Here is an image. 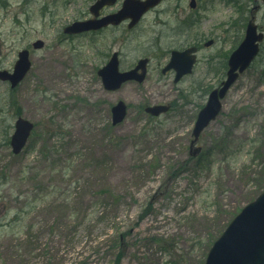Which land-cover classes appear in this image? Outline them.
Instances as JSON below:
<instances>
[{
  "label": "rangeland",
  "instance_id": "1",
  "mask_svg": "<svg viewBox=\"0 0 264 264\" xmlns=\"http://www.w3.org/2000/svg\"><path fill=\"white\" fill-rule=\"evenodd\" d=\"M197 1L190 9L189 0H166L141 31L119 34L114 46L109 33L96 36L92 48L91 38L62 33L89 0H0V67L11 69L18 50L44 41L30 49L32 66L11 106L10 87L0 82V264H114L118 254L119 264H204L230 220L261 193L260 68L227 92L196 143L202 152H188L204 90L217 82L218 57L232 49L240 16L239 0ZM193 13L198 24L187 31L214 44L199 50L191 77L176 85L151 68L141 84L103 90L94 70L100 54L155 56L174 46L163 21ZM255 20L264 28L263 5ZM117 100L128 114L112 126L109 109ZM152 104L177 109L153 118L140 110ZM17 106L36 127L15 156L8 144ZM51 126L62 128L63 140L47 134Z\"/></svg>",
  "mask_w": 264,
  "mask_h": 264
},
{
  "label": "water",
  "instance_id": "2",
  "mask_svg": "<svg viewBox=\"0 0 264 264\" xmlns=\"http://www.w3.org/2000/svg\"><path fill=\"white\" fill-rule=\"evenodd\" d=\"M115 0H99L92 7L93 11L98 10L103 5H112ZM159 0H125L124 5L117 13L104 17L102 20L92 19V21H81L73 23L70 27L66 28L65 32H82L92 28L101 27L107 23H118L125 18H130V26L143 15L145 10L149 7L156 5ZM262 2L264 0H261ZM246 35L240 46L233 52L228 60L229 70L227 72V79L222 83L220 89H214L209 94V99L197 116V121L193 129V142L198 138L200 133L204 130L210 121L215 120V116L221 110L220 100L223 99L227 89L238 77L236 70L242 72L255 57L257 53V40H260L261 35L257 34L256 26L250 22L246 28ZM43 42L41 40L33 43V48L40 49ZM185 51L177 54L176 57L185 56ZM29 52L23 50L18 54V60L14 66L13 72L0 70V80L7 81L11 87L16 86L19 81L25 76L30 68L28 61ZM143 64V62H140ZM192 58L190 63L186 66L180 65L177 69L178 74L189 72ZM98 75L101 77L105 89L116 90L120 85L127 80H143L142 75H136V71L127 73H119L117 69V60L113 58L105 68L99 71ZM149 114L158 116L161 112L168 111L164 105L150 106L145 109ZM113 113L112 123L118 124L126 116L125 105L123 102H118L116 106L111 109ZM15 131L11 135L10 147L13 153L17 154L22 150L28 136L33 128L32 124L27 120L21 118L15 122ZM199 151V148H196ZM204 264H264V189L261 194L252 200L249 204L244 206L238 215H236L228 224L227 228L220 234L210 247Z\"/></svg>",
  "mask_w": 264,
  "mask_h": 264
},
{
  "label": "flooded vegetation",
  "instance_id": "3",
  "mask_svg": "<svg viewBox=\"0 0 264 264\" xmlns=\"http://www.w3.org/2000/svg\"><path fill=\"white\" fill-rule=\"evenodd\" d=\"M196 4L198 3L197 0ZM239 9H240V16H236L235 17V24H237L236 29L233 30L234 32V36L232 39L233 42V47L232 49L236 48L242 41V39L244 38V34H245V28L248 25V23L251 21V19L253 18V20H255L257 13L260 10V7L257 8V4L258 1L256 0H239ZM248 1V3H247ZM93 0H89V7L86 8V10H82L81 13L79 14L80 17H78L77 19L72 20L73 21H81V20H89L92 19L93 16L90 15V9H91V4L93 3ZM83 2L80 3V5ZM166 3V0H162L161 3L159 5L156 6V8H153L151 10H149L146 14L150 15V14H156L157 12H159L160 7ZM121 0L116 1V3H114L113 6H103L102 9L99 10L98 12V16L99 18H103L105 16H108L110 14H113V12H116L118 9H120L121 7ZM248 8V6H250ZM261 6V5H260ZM264 6V5H263ZM176 8V11L178 12L179 7H178V3L175 4V6L173 7V12ZM190 8V7H189ZM195 9V8H194ZM169 11V10H168ZM181 11V9L179 10ZM176 12V13H177ZM175 13V12H174ZM175 13V14H176ZM191 15L193 17H191ZM197 18H199L196 14H189L188 18H183L182 20H178V21H173L171 23H169L168 19H165L163 21V24H165L167 27L169 26L168 32H165L167 34V36L171 39L172 41V45L174 44V46L169 47V49L167 50H161L158 51V53L155 56H151L150 54H147L145 56H143L142 58H138L137 60H134L131 57L128 56H124L122 54V52L118 51V50H111L109 51H105L104 53L100 54L102 61L100 63L99 67H96L94 70L98 71L99 68L104 67L111 59L112 55H114L116 53V58L118 59V69H120L123 72H127L129 70H132L136 67L137 63L139 60H143L146 59L147 63L145 65L146 67V76H145V80L146 77L148 76V71L153 68V70H157L159 71V74L161 75L162 78H171L172 82L174 84H181L182 82H184V80H186L187 78L191 77V75H181L178 76L179 78L177 79L176 74L177 71L174 68H170V69H166L167 64L169 62L170 59V53L172 51H183L185 49H188L190 47H195L196 48V57H195V64H194V68L197 67L198 64V60H199V50H201V48L203 46H205V41L203 40L202 36H199V33L196 32V30L193 31V33H191L189 30L191 29L192 26L195 27L197 26L198 22H197ZM256 24H257V30H259V32H263L264 34V28L258 23L257 20H255ZM234 24V23H232ZM234 26V25H233ZM187 28L189 29L187 31ZM141 25L136 24L134 28H129L128 22L124 21L122 23H119L117 25H103L102 28L99 29H92L90 31H86V32H82V34H78V35H71V36H66V38H71V37H76V36H82L85 35L88 38H91L90 42H91V47L94 48V46L97 44L96 43V36L99 35H103L106 33H109L108 36L110 37V45L114 46L118 41H119V34L125 32L128 34H136L138 31H141ZM191 33V34H190ZM190 34V36H189ZM161 35V34H160ZM187 38H190V43L187 42ZM214 42V40H213ZM212 42V44H214ZM156 45L153 44L151 42V48L153 49V47ZM113 48V47H112ZM260 54L255 58V60H253L251 62V65L249 66V68L245 71V72H250V70H254L259 69L263 64H264V39L263 42L260 44ZM111 49V48H110ZM218 61V79L217 82L215 83V85L218 87L219 83L222 82L225 78V73L227 71V64H226V60H224V57L222 59V61L217 60ZM175 64L177 66L180 65V63L175 62ZM193 74V73H191ZM244 74V73H243ZM135 83V82H133ZM136 84V83H135ZM141 84V83H140ZM208 90L205 89L204 90V96L206 97L208 92ZM207 100V97H206ZM205 100V101H206ZM111 108V107H110ZM110 112V109H109ZM111 115V112H110ZM196 118V115H195ZM194 118V119H195ZM196 120V119H195ZM194 120V122H195Z\"/></svg>",
  "mask_w": 264,
  "mask_h": 264
},
{
  "label": "trees",
  "instance_id": "4",
  "mask_svg": "<svg viewBox=\"0 0 264 264\" xmlns=\"http://www.w3.org/2000/svg\"><path fill=\"white\" fill-rule=\"evenodd\" d=\"M54 129H56V128H58V127H53ZM53 129V130H54ZM58 135L59 136V139H63L64 138V136H63V132H62V129L60 128V129H57V130H54L53 132H52V135L54 136V135ZM16 218V220L18 219V217L19 216H15ZM14 219V220H15ZM119 243H120V241H119ZM120 254H118L117 256H116V258L114 259V264H119V260H118V256H119Z\"/></svg>",
  "mask_w": 264,
  "mask_h": 264
}]
</instances>
